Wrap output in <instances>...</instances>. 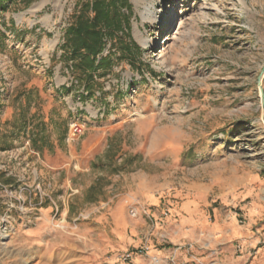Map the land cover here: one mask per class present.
Listing matches in <instances>:
<instances>
[{
  "label": "rangeland",
  "instance_id": "obj_1",
  "mask_svg": "<svg viewBox=\"0 0 264 264\" xmlns=\"http://www.w3.org/2000/svg\"><path fill=\"white\" fill-rule=\"evenodd\" d=\"M22 1L0 0V264H128L189 201L264 254V0H128L91 84L62 49L86 0Z\"/></svg>",
  "mask_w": 264,
  "mask_h": 264
},
{
  "label": "crops",
  "instance_id": "obj_2",
  "mask_svg": "<svg viewBox=\"0 0 264 264\" xmlns=\"http://www.w3.org/2000/svg\"><path fill=\"white\" fill-rule=\"evenodd\" d=\"M78 165V170L88 171V168ZM35 171L37 172L36 169ZM36 177L39 179V176ZM155 194L145 189L138 197L144 203L154 206L158 202ZM217 213L218 210L212 205H208L207 211L204 212L201 206L191 201L177 206L171 212V218H175L173 223L147 226L139 243L141 244L151 231L146 239L148 251L134 256L128 264H148L151 258L158 259V264H263L264 254L260 253V248L255 257L243 254L236 256L233 250V245L241 240L245 252L260 244L261 238L252 234L251 226L240 227L233 220H223L221 217L218 219ZM138 222L142 223L141 217ZM163 234L167 236L165 243L160 241ZM195 241L198 245L192 250L176 249V246L188 245Z\"/></svg>",
  "mask_w": 264,
  "mask_h": 264
},
{
  "label": "trees",
  "instance_id": "obj_3",
  "mask_svg": "<svg viewBox=\"0 0 264 264\" xmlns=\"http://www.w3.org/2000/svg\"><path fill=\"white\" fill-rule=\"evenodd\" d=\"M28 6L32 0H23ZM80 11L72 17V23L65 32L62 49L65 58L73 63V70L78 71L80 80L93 83L92 74L107 60L98 57L102 53L106 37L110 40L120 33H128L131 6L128 0H86ZM126 9L127 15L121 13ZM127 35V34H126ZM129 35V34H128ZM120 45L122 40L117 37ZM116 43V42H115ZM130 51L129 46L125 47Z\"/></svg>",
  "mask_w": 264,
  "mask_h": 264
},
{
  "label": "built area",
  "instance_id": "obj_4",
  "mask_svg": "<svg viewBox=\"0 0 264 264\" xmlns=\"http://www.w3.org/2000/svg\"><path fill=\"white\" fill-rule=\"evenodd\" d=\"M85 131V124L82 123L79 119H74L71 121V123L68 125V130H67V143L70 145L71 143L76 142L84 133ZM144 215L147 217V219L149 220V222H153V218L151 215L150 211H146L144 208L140 209V208H133L130 210V217L132 218H137L138 216ZM163 216H167V212H164L162 214ZM239 223H242V221L240 220ZM151 231L148 232L147 236L144 238L143 240V244L142 246H140L139 248H136V251L134 253H126L123 256V261L124 262H130L134 256L136 255H141L144 254L148 251V248L146 246V239L149 237ZM160 241L162 243H165L167 241V236L165 234L160 236ZM183 248L190 250L191 249V245H187V246H177V250H182ZM159 260L156 258H151L150 262L148 264H158Z\"/></svg>",
  "mask_w": 264,
  "mask_h": 264
}]
</instances>
